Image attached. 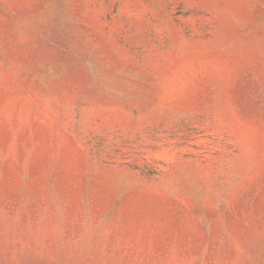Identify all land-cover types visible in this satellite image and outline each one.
Instances as JSON below:
<instances>
[{"label":"rangeland","instance_id":"rangeland-1","mask_svg":"<svg viewBox=\"0 0 264 264\" xmlns=\"http://www.w3.org/2000/svg\"><path fill=\"white\" fill-rule=\"evenodd\" d=\"M0 264H264V0H0Z\"/></svg>","mask_w":264,"mask_h":264}]
</instances>
